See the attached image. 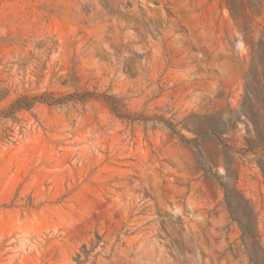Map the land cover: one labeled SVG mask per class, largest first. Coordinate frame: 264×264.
Returning a JSON list of instances; mask_svg holds the SVG:
<instances>
[{
	"label": "rangeland",
	"instance_id": "1",
	"mask_svg": "<svg viewBox=\"0 0 264 264\" xmlns=\"http://www.w3.org/2000/svg\"><path fill=\"white\" fill-rule=\"evenodd\" d=\"M0 264H264V0H0Z\"/></svg>",
	"mask_w": 264,
	"mask_h": 264
},
{
	"label": "trees",
	"instance_id": "2",
	"mask_svg": "<svg viewBox=\"0 0 264 264\" xmlns=\"http://www.w3.org/2000/svg\"><path fill=\"white\" fill-rule=\"evenodd\" d=\"M48 98V96L38 97L32 99L31 103H29L26 98L18 99L14 104H12L8 108V110H6V112L0 111V117L4 116V118H11L10 116L12 115L10 114H15L16 112H20L22 110H29L35 103L51 105Z\"/></svg>",
	"mask_w": 264,
	"mask_h": 264
}]
</instances>
